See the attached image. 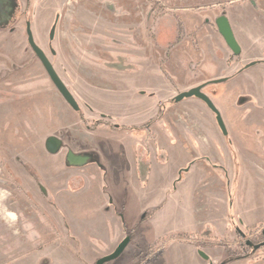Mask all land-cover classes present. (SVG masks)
<instances>
[{
    "label": "rangeland",
    "instance_id": "1",
    "mask_svg": "<svg viewBox=\"0 0 264 264\" xmlns=\"http://www.w3.org/2000/svg\"><path fill=\"white\" fill-rule=\"evenodd\" d=\"M166 1L21 0L28 10L36 42L79 102L82 113L69 105L31 49L25 16L14 26L0 27V186L3 194L13 199V212L27 214L26 217L38 224L40 217L36 212H44L48 227L53 229L56 226L53 216L45 208H39L41 204L37 198L47 203L51 199L50 187L54 191L57 189L55 184L81 178L72 175L71 166L75 165L67 160L72 148L90 150L95 145L102 146L99 153L92 151L95 162L89 159L85 163L89 166L83 170L82 177L86 182L113 184L115 190L112 187L108 191L102 189L104 200L93 198L91 201L104 212L115 210L118 225L126 233L131 231L133 236L123 253L108 264H205L196 245L185 243L190 237L178 236L171 240L179 233L199 230L194 212L201 201L196 192L199 179L206 176L204 165L224 176L222 169L198 161L176 183L181 169L204 151L214 162L223 163L230 170L228 214L237 215L239 224L243 220L264 223V198L253 195L251 202V192H238L241 167L231 142L232 134L226 135L220 129L213 111L199 98H185L180 104L171 99L179 90L195 84L199 76L196 73L202 71L196 63L202 53L201 41L206 43L199 36L202 19L206 15L214 21L217 15L229 12L232 4L223 0L214 7H200V0H193L189 1L193 5L191 9H186L174 5L180 0ZM256 2L264 4V0ZM255 3L251 2L250 6L252 17L260 15L255 10ZM58 16L56 35L51 40L50 29ZM49 45L54 47L56 54L51 53ZM216 49L223 56L218 46ZM165 55L173 75H168L170 80L160 67L159 57L164 59ZM224 66L220 62L218 68L222 70ZM211 70L213 72L214 68ZM256 79L260 82L261 76ZM151 89H158L153 114L147 109L150 97L145 95V91ZM161 101L166 107H160ZM195 102L203 105L205 110L199 109ZM126 103H130L129 108ZM89 104L93 106L92 112L87 107ZM216 104L227 118L229 108L226 104L221 98H216ZM100 113L121 118L129 126L146 123L150 115L159 117L154 120L157 123L152 126V134L144 137L146 141L155 140L153 150L156 154L157 149L162 151L158 159L153 160L149 180L144 181L136 162L135 151L143 140L133 131H129L128 136V131L106 128V125L93 126ZM191 114L204 120L206 128L202 138L193 140L189 135L190 140L185 143L181 138L185 130L177 120ZM116 119L114 122L120 121ZM238 134L243 137L242 132L237 131ZM50 135H57L64 141L60 154L53 155L48 151L46 141ZM31 177L37 183H32L27 190L25 183L29 185ZM115 183L125 184L127 189L118 192ZM41 185L50 188L49 194L42 191ZM213 190L209 188L204 192L208 191L206 198L213 200L207 209H202L201 216H209L214 223L217 197L212 194ZM88 196L86 194L84 199ZM214 226L217 236L226 233L227 228L222 223ZM114 228L119 229L116 224ZM234 232L235 228L229 229V233ZM203 240L205 244L211 242ZM206 251L216 259L225 254L212 244ZM249 262L244 259L228 264Z\"/></svg>",
    "mask_w": 264,
    "mask_h": 264
},
{
    "label": "crops",
    "instance_id": "2",
    "mask_svg": "<svg viewBox=\"0 0 264 264\" xmlns=\"http://www.w3.org/2000/svg\"><path fill=\"white\" fill-rule=\"evenodd\" d=\"M161 1L167 3L166 0ZM185 1L186 4L180 0L179 4L174 5L191 9L193 5L190 4L191 2L189 1L193 0H188V2L187 0ZM221 1L223 0L209 2L200 0L199 6L214 7L213 5H218ZM227 1L233 5L229 6V9H231L229 11V19L235 36L242 47L243 54L241 59L239 62L229 61L228 59H230L231 51L224 38H222L219 33L215 32L214 29L206 26L207 30L204 34L202 31L199 32L200 38L206 40V43L202 42L203 50H201L202 53L199 58L203 72L201 75L198 74L199 76H197L195 84H191L189 87L212 78L229 75L248 61L264 58V16L259 12L260 15L251 16L250 6H252V4L249 0ZM255 10L258 11L259 8L255 7ZM207 31L209 32L207 33ZM216 46L221 50L223 56L217 53ZM220 62H223L225 65L222 70L218 68ZM216 67L217 70L213 73L207 70ZM257 74L264 77L263 64L238 74V76L231 81L220 82L216 86H212V89L218 92V98H221L222 102L226 104L227 107L239 102L242 94L245 97V99H243L245 100L243 105L246 104L248 108L264 106V79H261L259 82L258 79H256ZM238 96L239 98L237 99ZM195 103L199 109H204L203 105L198 102ZM129 105L130 103L125 104L128 108ZM122 106L124 105L122 104ZM180 118V121H177L185 130L186 136L184 137L187 142L190 140L188 138L189 135L193 140H197L204 136L203 130L206 128L204 120H200L192 114L190 116L187 115L185 118L183 116ZM244 120H247L249 123L251 122V124H260L261 127L263 126L264 128L263 112L259 111L258 113L252 114V116H245ZM128 133L129 132H127L126 135L130 136ZM142 137H144V135L141 137L137 135V138L145 142V138ZM143 142L141 141V143ZM90 149L99 153L98 150L101 149V147L95 145ZM72 150L76 154H84L87 155L88 158L90 156L89 154L82 153V150L86 149L72 148ZM49 152L53 155L60 154V151L57 153ZM246 156L248 155L246 154ZM250 159L254 160L252 157H250ZM102 164L104 165L105 162ZM152 165L153 164H151L150 175L152 172ZM88 166H86V164L82 166H71L73 170L72 175L74 177L80 176L81 178L79 180L67 179L62 185L55 184L53 186L57 187V189L54 191H52L53 188L50 187L53 196L50 194L51 199L47 203L37 198L41 204L39 208H45V210L53 216L52 218L55 220L56 225L53 229L48 227V221L45 219L46 215H44V212H36L40 217L39 224L37 221L34 222L31 217H26L27 214L24 215V213L22 214L17 210L13 212V199L3 194V189L0 186V264H94L98 258L113 251L123 240L126 236V232L124 228L121 229L118 225L115 210L112 212H104L101 208H96V204L91 201L93 198L96 200L97 198L99 200H104L102 189L104 188V191H108L110 187L114 189L113 184L111 186L103 182L101 185L97 181L93 182V180L86 182L82 175L84 173L83 170L88 168ZM204 166H206L205 169H207L205 172L206 176L199 179L201 182L198 184L199 188L196 192L197 197L201 199L195 207L196 210L194 212V218L197 221L196 226L201 229L208 224L218 225L222 223V225H225L227 228L229 223L227 179L225 176L221 177L215 174L212 168L207 165ZM127 167L130 169L129 165H127ZM32 183L36 184L37 182L32 178L29 185L27 182L25 183L27 190ZM114 185L117 191L121 189L124 192L125 189H127L125 184L119 186L118 183H115ZM250 186H255L252 179L250 185L247 187L245 186V189H249ZM47 188L48 187H45L46 190H50V188ZM209 188L214 189L212 194H214L218 200L215 199L217 202V209L215 211L216 216L212 218V220L215 221L214 223L210 221L211 219L208 218L209 216L205 214L203 217L201 216L202 209H207L209 203L213 200L210 197L208 199L206 198L208 191L206 194L204 193ZM86 194L89 196L84 199ZM101 204L102 203H100V205ZM114 224H116L119 229L114 228ZM112 230L114 231L111 233Z\"/></svg>",
    "mask_w": 264,
    "mask_h": 264
},
{
    "label": "flooded vegetation",
    "instance_id": "3",
    "mask_svg": "<svg viewBox=\"0 0 264 264\" xmlns=\"http://www.w3.org/2000/svg\"><path fill=\"white\" fill-rule=\"evenodd\" d=\"M12 1H14V6L19 11L18 16L16 18H14L13 26L16 24V22L19 21V19L22 16H25V18H26V26H27L28 22H30V20H29V18L27 16L28 10H27L26 7H23V4H22L21 0H0V26L3 27V26H6V25L8 26V24H9V26L11 25L8 22H12V20H10V21L8 20V18L10 17V14H8L7 12H10L9 11L10 10L9 6H11V2ZM250 2H254L255 3V0H251ZM254 5H255L256 8L257 7L259 8L258 12L262 16H264V4L261 5V4H258V2H256ZM26 6H28V3L26 4ZM223 10H225V9H223ZM2 12H3V14H2ZM223 14L226 15L228 17V19H229V12L228 11H227V13L224 11L222 14L217 15L215 17L214 21H212V19H210L209 17H207L205 15V17L202 19V26L200 28V31L206 32V30H207L206 26H209L212 29H214L215 32L219 33L216 21H217V18L219 16L223 15ZM229 21H230V19H229ZM231 26H232V24H231ZM31 29H32V27H31ZM50 31H51V29H50ZM208 32L209 31H207V33ZM27 36H28V34H27ZM34 39H35V37H34ZM49 46H50V51H51V46L52 45H49ZM201 46H202V41H201ZM31 49H32V47H31ZM241 49H242V47H241ZM201 50H203V48H201ZM230 51H231V56L229 57L230 59H228V60L232 61V62L233 61L234 62H239L240 59H241V56L243 54L242 50H241V53L239 55L233 54L231 49H230ZM159 59L161 60L160 61L161 62L160 67H161L163 73L167 77H168V75H172L170 73V70L168 69V65L170 66V62L168 63V61H169L168 57H166V55H165L164 59H161V57H159ZM196 63H197L198 67L199 66L201 67L199 60ZM260 64L264 65V58L253 59L251 61H248V62L242 64L236 71L232 72L229 75H225V76H221V77H217V78H212V79L203 81L201 83H198V84H196L194 86H190V87H188L186 89H181L174 96H172L171 99L176 104H180V103H182L184 101V99L179 101V102H177L175 100V97L179 93H181L183 91H187V90H189V89H191L193 87H196V86H199V85H203L202 91L204 93H206L212 99V101L215 103L216 107L218 108V106L216 104V98H218V92L213 91L212 86H216L220 82L231 81L234 78H236L238 76V74L243 73V72L247 71L248 69H250L252 67H255L257 65H260ZM215 70H217V67L214 68V71ZM202 72L203 71H201L200 73H196V74L197 75L198 74L201 75ZM210 72H212V70ZM256 76H261V75L257 74ZM168 79H169V77H168ZM219 79H223V80H219ZM261 79H264V77L261 76ZM170 85H171V83H169V85H167V86L165 85L168 90H169V86ZM239 87H241V86H239ZM167 89L166 90H162V91H167ZM157 91H158V89H156V90H152L151 89L149 92L145 91V93H147L145 95H149V97H150L149 100H148V102H150L149 103V107L150 108L148 107L147 109L152 114L154 112V108H155V105H156L155 102H156V97H157L156 96L157 95ZM159 91H161V90H159ZM193 97H195V96H193ZM189 98H192V97H189ZM238 98H239V96L237 97V99ZM243 99H245V97L242 94L241 100L239 102H236L235 105L231 104L230 107H227V108H229V116L227 118L222 115L221 110L218 108L220 113H221V116L223 118V121L225 123L226 131H224L221 128V125H220V123H219V121L217 119V113L215 111H213V109H211L207 105V103L205 101L204 102L208 106V108H210V110L213 111L220 129L226 135H229V133L232 134L231 142L233 143V148H234L235 152L237 153V156H238V159H239V164H240V167H241L240 168V172H241L240 173V184H239L240 188L238 189V192H241L243 190H245V191L247 190V191L251 192L250 200L252 202L253 199H254L252 197L253 195L256 196L257 194H259L261 196L260 197L261 199H262V197L264 198V196H263L264 195V128H263V126L261 127L260 124H257V123L251 124V122L249 123L247 120H246L247 121L246 122L244 120V118H245V116H252V114L258 113L259 111L260 112H264V110H263L264 106L248 108L246 106V104L243 105V102H245V100H243ZM163 100H165V99H163ZM200 100H202V99H200ZM159 105H160V107L162 106V108L166 107V105L164 104V101H161V104H159ZM79 106H80V104H79ZM87 107H88V109L91 112L93 111V106H91L89 104ZM252 109H253L254 112L252 111ZM75 111H78V112L82 113L81 106H80L79 110H75ZM100 114H101V116L97 117V119L92 123L93 126L98 127V126H101V125H106L107 126L106 128H114V129L119 130V131H128V132L129 131H133V133H135L136 135H138L140 137L142 135H144V137H146V134L151 135L152 134V126L157 123V122H154V120H155V118H159L158 116L157 117H153V115L152 116L150 115V117H149L150 119L148 118L149 120L146 123H143V124L138 125V126L137 125H131L132 127H136V128L133 129V130H130V129L126 128V126H129V124H127V125L123 124L121 118H117L116 119V118H113L109 114H104V113H100ZM114 119H116V120L120 119V121L114 122L115 121ZM112 122H114V123H112ZM91 129H94V128L91 127ZM94 131H96V129ZM237 131L238 132L239 131L242 132V134H243L242 136L243 137H241L239 134L237 135ZM185 135H186V133L184 135H182L181 138L184 140L185 143H188L187 140H185V137H183ZM144 137H142V138H144ZM144 141L145 142L140 143L141 145H140V147H138L136 149L135 153H136V161L138 163L137 168H139L141 170L140 173L143 175V179L145 181V180H147V178L149 180L150 171H151V164H153L152 162H153L154 158L158 159L159 154H161L162 151H161V148H159V149H157V154H156V152L153 150L155 140L154 141H148V140L146 141V139H144ZM170 141H171V139L169 140V142ZM239 141H240L242 146L240 145ZM46 142H47L48 151H51L49 149V147H52V148L55 147V150L51 151V152H54V153L55 152L57 153L58 151H61V149L64 148V146H63L64 145V141L61 140V138L57 137V135L56 136L50 135ZM82 149H86V150H82V153H86V154L90 155L88 160L91 159L90 161L95 162L94 158L92 157L93 156L92 155V151L94 152V150H92V149L89 150L88 148H83V147H82ZM164 149H165V147H164ZM95 153H97V152H95ZM95 153H94V155H95ZM246 154L248 156H246ZM155 155H156V157H155ZM250 157L254 158V160H251ZM198 161L205 162V163H208L209 165H211L213 167H217V168L222 169L223 175L227 179V188H228V192L230 193V190H229V186L231 185L230 170L226 167L225 164H223V163L217 164L216 162H214V160L211 159L210 154L207 151H204L201 154L200 157H197L194 160L190 161V163H188V165H186V167H188L187 169H186V167L181 169V172L179 173L180 174V178L176 181V183L178 181H181V179H183V177L185 175L184 173L190 172L192 170L193 166L194 165L196 166V164H198ZM101 166L102 165L100 164L99 167H101ZM251 179L253 180V182L255 184L254 188L252 186H250L249 189H245V186L247 187L248 185H250ZM176 183L174 185L175 187L177 185ZM257 187H259V188H257ZM41 189H42L43 192H46L47 194H49L48 190L45 189V186L41 185ZM257 190L262 191V192L258 193ZM50 196H49V198H50ZM255 205H258V204H255ZM230 206H231V204H230ZM236 216L237 215H234V214H232V215L230 214L228 216L229 223H228V226H227L225 234L217 236L214 233L215 226L208 224V225H205L203 228L197 230L195 233H186V232H184L186 234H189V236H187V237H190L189 239H187L185 241V243H188L190 245H196V247L198 249V253H199V250H203L209 255V259L206 260L199 254L201 256V258L203 260H205V264H228L229 262H241L244 259L250 261L249 264H264V223H260V222L248 223L245 220H243L242 223L239 224L238 221L236 220ZM231 228H235V232L234 233H229V229H231ZM129 232H130V234H128ZM129 232L126 233V236H130V238H131L130 242H131L133 240V236L131 234V231H129ZM193 237H196V238L192 239ZM173 239L174 238H172L171 240H173ZM203 239H209L211 242H208V243L205 244L204 243L205 240H203ZM230 241H231V245H228V243ZM129 243H128V245H129ZM209 244L215 245V246H217V248H220V249L224 250L225 254L221 258L218 257V259H216V257L212 253H210L209 251H206ZM222 247H225L226 251ZM205 248H206V250H205Z\"/></svg>",
    "mask_w": 264,
    "mask_h": 264
},
{
    "label": "water",
    "instance_id": "4",
    "mask_svg": "<svg viewBox=\"0 0 264 264\" xmlns=\"http://www.w3.org/2000/svg\"><path fill=\"white\" fill-rule=\"evenodd\" d=\"M58 20L59 16L57 17L55 23L53 24L51 31H50V39L53 40L56 35V30H57V25H58ZM217 26L219 33L222 35L224 38L226 44L229 46V48L232 50L233 54L239 55L241 53V46L234 34V31L232 29L231 23L226 15H221L217 18ZM27 34H28V42L30 46L32 47L33 51L35 54L38 56V58L41 60L43 66L45 67L49 77L55 84V86L58 88L60 93L64 96V98L67 100V102L75 109L79 110L80 106L76 98L74 97L73 93L70 91L68 86L65 84L63 79L60 77L58 72L56 71L53 63L45 53V51L36 43L33 35V31L31 29V23L28 22L27 24ZM51 53L56 54V50L54 49L53 46H51ZM223 80V79H219ZM203 85H199L196 87H193L187 91H183L179 93L176 97L175 100L177 102L189 98V97H198L205 101L207 105L213 109L217 113V119L221 125V128L226 131V126L223 121V118L221 116V113L219 109L216 107L215 103L212 101V99L202 91ZM49 146V145H48ZM51 151L55 150V147H49ZM67 160L70 162L71 165H83L88 161V156L84 154H76L72 150L68 152L67 155ZM130 236H126L118 245L117 247L111 252L108 253L100 258L97 259L95 264H107L110 261L116 260L125 250L127 247L128 243L130 242ZM199 254L206 260L209 259V255L203 251L199 250Z\"/></svg>",
    "mask_w": 264,
    "mask_h": 264
},
{
    "label": "trees",
    "instance_id": "5",
    "mask_svg": "<svg viewBox=\"0 0 264 264\" xmlns=\"http://www.w3.org/2000/svg\"><path fill=\"white\" fill-rule=\"evenodd\" d=\"M10 8V12H7L8 14H10V17L8 18V20L10 21V20H12V22H8V23H10V24H13V22H14V18H16L17 16H18V14H19V11H18V9H16L15 8V6H14V1H12L11 2V6H9ZM2 14H3V12H2ZM9 25V24H8ZM1 27V26H0ZM126 128H128V129H130V130H133V129H135L136 127H132V126H126ZM128 234H130V232L128 233ZM178 236H189V234H186V233H179V234H177V235H174L172 238H175V237H178ZM166 245H164L163 247H165ZM151 262V261H150Z\"/></svg>",
    "mask_w": 264,
    "mask_h": 264
}]
</instances>
